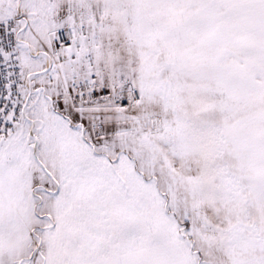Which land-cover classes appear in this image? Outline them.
<instances>
[{"label":"snow or ice","instance_id":"6c2138e0","mask_svg":"<svg viewBox=\"0 0 264 264\" xmlns=\"http://www.w3.org/2000/svg\"><path fill=\"white\" fill-rule=\"evenodd\" d=\"M0 264H264V0H0Z\"/></svg>","mask_w":264,"mask_h":264}]
</instances>
